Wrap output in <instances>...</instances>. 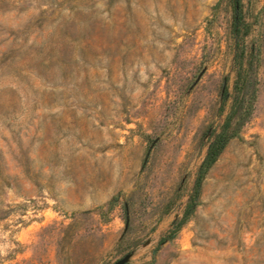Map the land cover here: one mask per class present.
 I'll use <instances>...</instances> for the list:
<instances>
[{"label": "rangeland", "instance_id": "rangeland-1", "mask_svg": "<svg viewBox=\"0 0 264 264\" xmlns=\"http://www.w3.org/2000/svg\"><path fill=\"white\" fill-rule=\"evenodd\" d=\"M0 0V264H264V0ZM226 105L222 110L223 97Z\"/></svg>", "mask_w": 264, "mask_h": 264}, {"label": "trees", "instance_id": "trees-1", "mask_svg": "<svg viewBox=\"0 0 264 264\" xmlns=\"http://www.w3.org/2000/svg\"><path fill=\"white\" fill-rule=\"evenodd\" d=\"M233 1L234 19L231 32L236 47L234 56V64L236 67L235 94L224 122L209 142L206 155L197 173L194 191L190 196L189 208L186 211L185 217L176 223L167 235L161 238V243L172 238L176 234L177 229L185 222L188 214H190L194 205L197 204L202 182L208 170L219 159L227 144L238 134L253 113L255 93L251 90V86L253 85L251 73L254 68V60L252 57H247L245 48L242 45V40L248 34L249 29L242 15V0ZM225 105L226 96L223 97L222 110Z\"/></svg>", "mask_w": 264, "mask_h": 264}, {"label": "water", "instance_id": "water-1", "mask_svg": "<svg viewBox=\"0 0 264 264\" xmlns=\"http://www.w3.org/2000/svg\"><path fill=\"white\" fill-rule=\"evenodd\" d=\"M130 257H131V254L128 253L124 255L123 257H121L120 259H118L117 261H115L113 264H127Z\"/></svg>", "mask_w": 264, "mask_h": 264}]
</instances>
